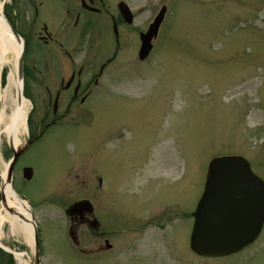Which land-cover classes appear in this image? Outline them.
<instances>
[{"label":"rangeland","instance_id":"rangeland-1","mask_svg":"<svg viewBox=\"0 0 264 264\" xmlns=\"http://www.w3.org/2000/svg\"><path fill=\"white\" fill-rule=\"evenodd\" d=\"M1 1L25 40L23 93L35 111L21 137L29 146L14 169L13 190L33 208L41 264H264V226L252 246L226 257H200L190 241L213 159L241 156L264 181V0H127L134 20L120 29L115 58L114 35L100 16L88 33L74 27V0H38L40 22L29 36L16 24L32 26L33 15L25 19L18 0ZM163 8L153 52L140 62V36ZM41 23L54 44L33 40ZM108 58L99 78L105 91L88 103L85 118L75 104L64 125L42 129L48 94L37 79L68 78L82 65L91 74L98 64L99 72ZM12 71L11 60L3 86ZM13 155L3 135L0 175ZM25 166L34 171L30 181ZM78 201L93 206L89 220L104 222L79 226L76 245L66 211ZM2 244L35 261L8 222ZM0 264L19 262L0 247Z\"/></svg>","mask_w":264,"mask_h":264},{"label":"water","instance_id":"water-1","mask_svg":"<svg viewBox=\"0 0 264 264\" xmlns=\"http://www.w3.org/2000/svg\"><path fill=\"white\" fill-rule=\"evenodd\" d=\"M165 12L163 8L149 30L141 34L140 60L147 58L152 51V40L158 34ZM123 16L128 23H132L130 15L123 12ZM0 19L8 34L23 45L21 64L23 80L24 42L3 12ZM25 149L26 147L20 150L12 148L14 157L9 164L8 172L10 183L16 162ZM23 176L30 180L33 169L25 168ZM83 204L85 210L92 207L88 201H84ZM193 217L194 226L190 241L191 249L196 254L219 257L235 253L253 242L261 232L264 224V182L253 173L250 164L242 157L215 158L209 163L205 191ZM31 222L36 229L34 237L36 253L33 264H40L39 238L32 216Z\"/></svg>","mask_w":264,"mask_h":264},{"label":"flooded vegetation","instance_id":"flooded-vegetation-1","mask_svg":"<svg viewBox=\"0 0 264 264\" xmlns=\"http://www.w3.org/2000/svg\"><path fill=\"white\" fill-rule=\"evenodd\" d=\"M17 5L20 6V12L22 16L24 18L27 16L25 19H28L29 16L33 15V19L30 22L31 25L33 24L32 26L28 24L26 28H23L22 24H16L19 30L23 32L25 31L29 36L31 30H33L35 27L34 23L40 22L38 20V15L40 13L42 4L38 0H18ZM133 9V5L127 0H74V27L80 28L83 33H88L92 30V28H96L100 23L94 21V19L92 20L93 16H100L102 20L106 23L107 27L111 29L114 35L115 46L113 48L114 50L110 55H113V58H115L117 55V50L120 48L121 45L120 29L125 24H128L123 16V12H125L127 15H130L131 18L134 20ZM128 25H131V23ZM96 33H98V31H96ZM32 35L33 37H35V39L33 40H37L43 44H54L56 42L53 33L49 32V27L46 23H41V30L33 32ZM92 42H89L88 45L92 44ZM115 47L117 48V50H115ZM97 49L99 51L100 48ZM65 53L67 57L71 60L72 56L70 57L66 50ZM111 60V58H108L107 63L101 61L99 72L97 64L92 66L93 72H91V74L84 72L85 66L82 65L78 72H72L68 78H66V76H62L63 74H61L59 78H51L52 76H59L51 75L49 76V83H52V85L54 86L53 88L46 80L47 76H45V73H43V75H41V77L37 79L38 86L40 88L43 87V89L48 94L47 107L45 109L47 116H43L41 120L42 129H54L55 126L61 122V120L66 117H70V109L75 104H77L79 112L81 113V115L79 116H81V118H85V115H87V111L89 108L88 103L94 99L93 97H95V95H98L100 94V92L102 93L105 91V83L104 81L101 82L99 78L101 77L105 69L104 66L107 65L108 67L112 63ZM29 96L31 97V95ZM44 102L45 99L42 100L43 104ZM34 111L35 107L32 106V112L30 113L27 122L28 126L31 125V116ZM78 117L76 119H78ZM44 130L42 131L43 133ZM27 167L30 166H25L22 168V170ZM17 171L18 170H16L15 173ZM14 180L15 178H13V184ZM103 182L104 181L101 182V185ZM83 202L84 201L75 202L66 211L67 216L70 220V236L72 237V240L76 245L80 243L76 231L79 226H91L95 228H100L99 225H103L102 223L104 222V218L102 217H100V220L99 218L96 220L93 218L89 220L88 216H93V208L90 207V209L85 210ZM106 249L107 251H110L112 249V245L109 243V240H106Z\"/></svg>","mask_w":264,"mask_h":264},{"label":"bare ground","instance_id":"bare-ground-1","mask_svg":"<svg viewBox=\"0 0 264 264\" xmlns=\"http://www.w3.org/2000/svg\"><path fill=\"white\" fill-rule=\"evenodd\" d=\"M3 8L4 2L0 0V14H2ZM22 53L23 45L8 34L7 28L0 19V139L4 135L10 146L15 150L23 148L22 134L29 131L27 115L30 112V104L25 98L24 93H22ZM11 60L16 71L9 73L3 86L2 73L4 67ZM8 172L9 163L0 175L2 179L0 188L2 194V199H0V245L4 246L2 244L3 226L8 222L13 232L21 235L32 248L35 255L34 237L36 229L31 222L32 211L28 204L14 193V190L11 188ZM11 251L19 264H33L29 260L30 256L25 252Z\"/></svg>","mask_w":264,"mask_h":264}]
</instances>
